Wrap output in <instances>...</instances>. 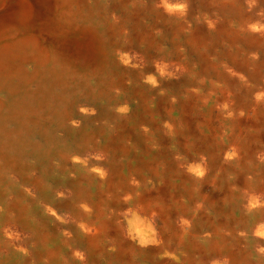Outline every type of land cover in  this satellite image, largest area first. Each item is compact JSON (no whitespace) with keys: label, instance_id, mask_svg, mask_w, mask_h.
<instances>
[{"label":"rangeland","instance_id":"obj_1","mask_svg":"<svg viewBox=\"0 0 264 264\" xmlns=\"http://www.w3.org/2000/svg\"><path fill=\"white\" fill-rule=\"evenodd\" d=\"M19 1L0 0V75L42 60L48 80L14 96L57 141L29 137L16 190L0 182V264H203L220 238L263 251L264 0H26V17ZM10 102L0 88L2 117Z\"/></svg>","mask_w":264,"mask_h":264},{"label":"bare ground","instance_id":"obj_2","mask_svg":"<svg viewBox=\"0 0 264 264\" xmlns=\"http://www.w3.org/2000/svg\"><path fill=\"white\" fill-rule=\"evenodd\" d=\"M18 5H19V9L23 12V15L25 17L29 14L31 15V13L33 11L32 10L33 6L31 3H29L26 0H20ZM20 16H21V14H19V17ZM17 21H18V19H17ZM35 21H37V20H35ZM56 32H58V31H56ZM57 36H58V34H57ZM2 47H4V45H2ZM18 50L20 51L22 49L19 48ZM18 54H21V52H18ZM41 61H38V64H39L38 67H40L39 70H36L38 73H33V75H30L28 72H24L22 65L13 66L9 69V71L6 69L2 73V75H0V88L5 89L10 94L11 101H12V102H10V104L13 106V111H11L9 113V115H8L9 117H6V115L2 117L0 114V158H1V155L3 158L2 159L3 161L0 160V182L6 181V183H4V185H5V192L7 193V195H9L8 194L9 192L16 190V187H15L14 183L12 182V180L8 179V177H7L10 174L9 171L13 165L12 160H15L14 158H16L17 160H21V159L23 160L24 159L25 150H26V148H28L27 145L29 143V137H32V136L36 137V138L41 137V139L45 140L43 143L38 144V146L40 147L41 153L48 152V150H49V153L50 152L52 153L54 151V149L51 150L50 148L53 147L52 145H54L55 142L57 141L56 138L55 139L54 138H51V139L45 138L44 129L40 125V123H38V121H36L35 123H32L29 121L27 124V119L30 118V112H35V113L38 112V114H39L40 111L38 110V107L36 108L34 105L31 106L32 108L29 107V109H28L27 105H26L27 100L23 99V95H19L18 97L14 96L16 94V92H20V90L22 89V86H20V83L27 85L29 80H31V78L34 77L35 74H38L39 81H41V82H44L47 79L48 75L44 74V72H46V68H44V66H42ZM19 63H21V62H19ZM11 69H12V71H10ZM52 72L54 73V71H52ZM49 74H51V73H49ZM35 105L37 106V103H35ZM0 107H1V103H0ZM43 117H44L43 115L40 116V118H39L40 121ZM12 119H15L16 121L18 120L17 124H16V126H14V129H13V127L8 129L7 127H5L6 126L5 124L10 122ZM50 140L52 141L51 142L52 145H51V147H47V144H49L48 142ZM55 149H57V147H55ZM34 183H38L37 180L34 181ZM2 192H3V190H2ZM3 196H4V194H0V199L2 198L1 200L5 201V196H4V198H3ZM103 226H106V225L103 223ZM251 232H252L253 238L250 239V244L252 241L253 246H256L259 244L263 245L264 244V221L255 224L252 227ZM217 235H218V237H220V235L217 232H215L213 237H215ZM221 242H222V239L220 238L219 242L217 240H215V241H212L209 243L210 245H212V247L210 250H208L206 253H204L202 255L201 260H202L203 264H216L219 262H222L223 264H228V263L229 264H264V254H263L264 250L259 251V254H256L257 256H255V258L250 259L249 255H251V253L249 252L248 249H245V248L240 247V246H239V248H238V246H234V248H232L231 244L228 242L224 243L222 245H219ZM246 242H248V241H246ZM183 245H184L186 252L189 251V248H190V252H188V253L196 252L193 249H195L197 245H195L193 242H190L188 244L184 243ZM206 245H208V243ZM202 249H203V247L200 246L199 252ZM205 250H207V249H205Z\"/></svg>","mask_w":264,"mask_h":264}]
</instances>
